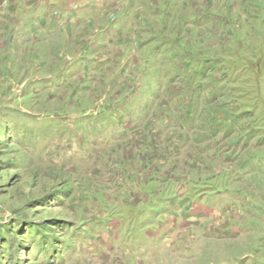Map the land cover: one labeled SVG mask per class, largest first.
I'll return each instance as SVG.
<instances>
[{"label":"rangeland","instance_id":"obj_1","mask_svg":"<svg viewBox=\"0 0 264 264\" xmlns=\"http://www.w3.org/2000/svg\"><path fill=\"white\" fill-rule=\"evenodd\" d=\"M0 264H264V0H0Z\"/></svg>","mask_w":264,"mask_h":264}]
</instances>
